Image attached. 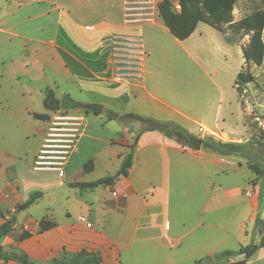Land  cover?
Returning <instances> with one entry per match:
<instances>
[{"label":"crops","instance_id":"crops-1","mask_svg":"<svg viewBox=\"0 0 264 264\" xmlns=\"http://www.w3.org/2000/svg\"><path fill=\"white\" fill-rule=\"evenodd\" d=\"M37 1L45 2V0ZM47 2L48 14L57 12L59 16L63 14L73 19L71 13H75L77 9L73 7L76 0H60L55 5L50 1ZM122 12L124 13L123 10ZM123 17L125 22H123V28L117 25L120 29L114 32L121 33L120 36L127 38L130 35L138 36L146 41L147 38H152L148 48L147 42L144 45L147 49H144L146 57L142 84H138L135 77L120 75L114 72V69L112 71L113 66L110 65L109 59L110 41H95L96 48L86 49V54L83 55L85 49L78 44L75 50L69 47L67 41H71L72 38L66 34L60 35L61 27L60 29L43 27L40 29L41 38L34 39L25 33L27 30H17L15 33V27L8 26L3 20L0 22V36L10 32L16 43H5L3 46V40L0 38V79L17 82L25 78L31 83H38L44 80L46 72L50 71L54 75L78 84L89 82L92 87L101 86L106 89L104 92L107 93L108 96L105 95L108 99L85 104L87 107L98 104L104 108L114 103L111 113L114 115L117 113L120 116L128 113L125 110L128 99L130 102L134 100L138 106L147 105L153 112L164 109L177 113L180 117L194 122L198 126V132H201L203 136L208 135L222 142L248 144L251 126L246 123H243V131L224 130L226 118L221 113V96L225 90L220 84V79L217 82L212 80L219 95L218 105L213 109L208 106L203 111H196V119L171 106L173 100L171 96L167 94L164 95L165 99L159 98L157 95H160V92L157 88L152 85L149 89L146 85L147 75L149 76L150 72L146 62L148 57L151 53H159L156 59L161 60L163 54L160 39L157 41L156 38L157 29L169 34L174 42L184 45L194 41L195 38L202 40L203 34L199 31L201 23L197 25L190 37L184 41H178L163 25L157 11L152 19L147 20L125 21V13ZM75 26L81 28L77 24ZM146 26L154 32V35L150 32L147 35V28H141ZM65 29L64 32H67V28ZM94 36L97 39L101 37L99 34ZM73 39L76 41V38ZM223 41L228 47H239L238 51L242 55L240 45L227 42L224 36ZM89 55H91L90 58ZM162 58L167 63L181 60L177 56L164 55ZM238 72L235 71L232 77L236 78ZM234 82L235 79L233 88L236 90ZM200 89L201 96H204L205 91L202 87ZM43 93L45 97L46 92ZM196 95L197 93L194 97ZM43 100L44 98L41 100V106L45 109ZM251 107L249 105L248 108L242 109L243 116L244 111L247 110L249 113L248 110ZM25 111L27 115H44V113L31 111L29 108H25ZM134 114L142 115L138 111ZM148 115L158 120L154 114ZM118 116L116 119L111 118L110 123L106 124V128L112 135L108 143L114 149L116 148L112 154V159L117 163L113 176L119 170L124 155L135 144L128 174L115 178L110 185H100L92 189L77 185L95 182L105 176L91 181L68 182L70 188H67V192L71 194L65 197V218L59 222L51 215L53 212L51 207L56 199V193L61 192V189L57 191L47 188V193L36 192L39 196L34 204L20 212H15V209L30 197L33 189L28 187L27 182L32 184L35 178L42 176L39 173L54 171L63 175L64 169L72 156L76 154L78 145L85 136L87 123H49L48 119L42 121L36 119L34 123H29L32 127L28 128L27 134L22 138L25 140L33 138L36 141V151L32 154L31 162L26 163L31 167L25 170L21 169L23 164L17 161V152L8 147L4 148L0 142V212L5 215L4 218L0 217V226L11 215H14L15 219L12 231L0 241L3 251L6 252L9 248L8 254H13L14 258H10L11 261L7 262L0 261V264H19L15 260L16 257H25L28 264H57L63 262L65 254L71 255L82 250L98 253L101 259L99 264H206L204 260L207 257L213 258L220 252V245L224 241L220 236L215 237V245L211 248L208 244L211 240L210 230L218 234H228L230 229H234L239 238L244 240L247 236V225L254 223L259 203H263L264 196H261L260 189L261 185H264V180L259 179L258 184L251 183L250 181L257 178L256 175L245 163H240L239 160H237L238 163L229 161L234 159L233 156H219L202 148L193 150L188 144L183 145L176 138L165 136L162 133L163 129L142 131L143 126H140L139 131L134 132L129 130L127 125L118 123ZM177 126L187 132L183 134H194V131L183 124ZM60 141L68 143L63 168L60 171L52 168L36 169V157L43 151H58ZM98 162V159L93 157L92 170L90 172L83 170V174H92L97 169ZM242 164L251 173L247 179V185L250 188L242 184L225 187L211 182L212 173L227 175V168L239 169ZM48 194H52L50 196L52 204L40 208L41 200ZM72 212L78 215L77 218L85 216L92 227L86 228L80 224L77 218H73ZM43 218L53 222L55 226L46 232L38 233V223ZM260 219L264 220V206ZM24 231L31 236L19 240ZM196 231L198 235L195 238L206 241L205 246H195L196 239L190 235ZM240 247L244 246L240 245ZM258 253L260 261H263L264 248H259L253 256ZM240 256L242 258L231 256L229 262L244 258ZM253 256L247 260L246 264Z\"/></svg>","mask_w":264,"mask_h":264},{"label":"rangeland","instance_id":"rangeland-1","mask_svg":"<svg viewBox=\"0 0 264 264\" xmlns=\"http://www.w3.org/2000/svg\"><path fill=\"white\" fill-rule=\"evenodd\" d=\"M47 1L52 2L54 5L57 4L58 1L60 2V0H45V2L37 0H0V22L3 20L8 26L15 27V33H17V30H27L25 33L32 36L34 39L41 38L40 29L43 27H58V29L61 27L62 32L60 35L66 34L72 38L71 41H67L69 47L75 50L78 44L79 47L85 49L82 53L83 55L86 54V49H90L91 47L96 48L97 42L95 41H110L109 59L110 65L113 66L112 71L114 69L112 56V43L114 38L110 36L117 35L118 37H124L119 35L121 33L114 32L120 29L117 25L122 27L124 22L123 14L125 13V21L133 19H152L154 15H156L157 4L160 2V0H76L73 7L77 9H75V11L73 10L75 13H71L73 16V19H71L69 16L63 14L59 16L57 12L48 14L47 10L49 4ZM170 1L173 4V9L178 11L177 0ZM254 12L260 14L257 24L262 29V41L264 44V0H237L232 12V19L233 22H235ZM76 24L81 26V28H76ZM65 28H67V32H64ZM141 28H147V35L149 32L154 35V32L148 29L149 27L146 26L145 28ZM199 31L203 34L202 40L195 38L196 41L194 40L188 44L182 45L174 42L169 34L157 29L156 38L157 41L160 39L159 42L162 44V53L167 56L180 57L181 60L167 63L165 59L162 58L164 57L163 54L161 55V60H159L156 59L159 53H151L146 61L148 71L151 72H149V76L147 75L148 80L146 81V85L149 89L152 85L157 88L160 92V95H157L159 98L165 99L164 95L167 94L171 96L173 99L171 101V106L184 112L191 118L196 119V111H203V109L208 108V106H211L213 109L218 105L219 95L212 80L217 82L220 79V84L225 90L221 96V113L226 118L224 130L233 129L235 131H243V123L249 126L252 124V119L249 115L251 110L253 109V111L259 113L264 103V56L262 64L259 67L249 63L246 68L242 55L238 51L239 47L226 46L223 41V36L227 42L236 43L243 49L249 42L248 35H244L242 31L233 32L226 25L222 26V32H218L204 23L199 25ZM98 34L101 37L97 39L94 35ZM0 38L3 40V46L5 43H16L14 36H11L10 32L1 35ZM73 38H76V41ZM129 38L140 39L135 35H130ZM151 39L152 38L149 37L147 41L140 40L143 46L146 45L147 42L146 47L148 48V44L152 42ZM147 48L144 46V49ZM122 53L129 55L128 52ZM90 56L91 55L88 57L90 58ZM242 67L245 68H243L245 71L253 75L254 81L247 84L245 87L235 85V90L233 88L235 76H232L235 71H241ZM143 74L141 79L144 76ZM141 79L137 78L138 84H142ZM80 83L82 85L74 81L66 80L61 76L54 75V73L50 71H47L44 80L38 83H31L25 78L17 82L0 79V142L3 144L4 148L8 147L17 152V161L23 164L21 169L25 170V168L28 169L31 167L30 164L26 165V163L31 162L32 154L36 151V141H34L33 138L28 140L22 138L27 134L28 128L30 129L32 127V124L29 125V123H34V121H36L32 115L29 114L30 117L27 115L25 108H29L31 111L44 113V115H49V123H87L85 136L78 145L76 154L72 156L69 164L64 169L63 175H59L54 171L48 173L43 172L39 173L42 176H39L40 178H35L32 184L29 183V181L27 182L28 187L33 189L30 194L36 192L47 193V188L57 191L61 189V192L56 193V199L51 207V210H53L51 215L58 222L65 218V197L71 194L67 192V188H70L68 182L72 180L91 181L101 176H113L117 164L112 159V154L116 148L114 149V147L109 145L108 140H110L112 135L110 130L106 128V124L111 121L109 112L111 113V111H113L114 103L104 106L102 112L97 114L89 111L85 104L108 99V97H106L107 93L104 92L106 89L101 86L92 87L89 82ZM201 87L205 91L204 96H201ZM47 89L53 92V97L50 99L52 111L45 110L41 106V100L44 98L43 92H46ZM195 93H197L196 97H194ZM66 96L72 99L73 102L79 104L80 108L63 109L60 103ZM165 101H167V99ZM248 104L252 107L248 110L249 113H247V110L244 111L243 116V110L244 108H248ZM125 110L128 113H135L138 111L142 114L139 116L142 117H148L151 116L148 114H154L158 118L157 121H159V123H167L168 120H172L170 123H173V125L183 124L194 131V134H190V136L197 140H202L204 137L208 136H203L201 132H198V126L194 122L184 119L170 110L159 109L157 112H153L149 110V106H138L134 100L130 102L129 99L125 103ZM115 114L118 116L117 113ZM125 123L127 128L134 132H138L140 126L144 128V125L138 121L128 120ZM169 129H173V127ZM178 140L183 145H187L183 137L178 138ZM247 143L250 146L246 152L233 156L234 159H230L229 161L238 163L237 160H239L240 163H245L249 169L252 165L264 167V145L256 142L250 143L249 141ZM244 155L247 156V158H245ZM93 157H96L99 161L97 169L90 175L83 174L84 165L89 161L92 162ZM213 169L212 167L211 170L213 171ZM226 172L227 175H222V173L213 175L212 173L211 182L214 185L221 184L225 187L234 184H242L248 187L247 179L251 176V173L243 164L239 169L230 170L227 168ZM259 181V178H255L250 182L259 183ZM47 184L49 185L48 187ZM260 190L261 196L263 197V184ZM51 195L52 194L45 195V198L40 202V208L52 204V202L50 203ZM263 206L264 200L263 203H259V210L256 213V217H260ZM71 215L73 218H77L78 216L75 212H72ZM210 233L211 240L208 244H210L209 246H211V248L215 245V237L220 236L223 238L221 240L224 241L220 245V252L216 253L211 260H209L210 257L206 258L208 259V264H224L225 260L217 258V255L224 251L236 252L240 245L247 246L249 244H257L264 248V220L262 219L257 229L254 223L247 225V236L244 237V240L239 238L234 232V229H230L228 234H218L214 230H210ZM197 235L198 231L192 233L190 237L195 238ZM205 245L206 241L195 240L196 247ZM9 251L8 248L6 253H9ZM234 258L242 257L234 255ZM8 261H11V259ZM248 264H264V260L260 261V254L258 253L253 256Z\"/></svg>","mask_w":264,"mask_h":264},{"label":"trees","instance_id":"trees-1","mask_svg":"<svg viewBox=\"0 0 264 264\" xmlns=\"http://www.w3.org/2000/svg\"><path fill=\"white\" fill-rule=\"evenodd\" d=\"M237 0H177L178 11L173 9V4L170 0H160L157 4L158 16L161 19L163 25L168 29L169 33L178 41H184L194 32L199 23H204L215 29L218 32H222V26H228L233 32L242 31L244 35L249 36V42L246 47L242 49V57L244 64L247 68L249 63L255 66L262 64L264 56V44L262 41V29L257 24V20L260 17L258 12H254L251 15L245 16L240 20L233 22L232 12ZM242 67L236 75L234 85L245 87L247 84L254 81V77L251 73L245 71ZM53 97L51 90L46 91L43 100V106L46 110H53L50 105V99ZM61 107L67 109H78L79 104L73 102L68 96L60 103ZM86 107V106H84ZM97 114V113H95ZM35 119L47 120L48 115L32 114ZM118 122L120 124H126L128 120L138 121L144 125L142 131H161L170 138L178 137L177 133H185L177 125L173 123H159L158 121L150 117H142L134 113H126L118 116ZM173 127V129H169ZM202 143L201 148L205 151L217 154L219 156H235L246 152L249 144L234 143V142H222L211 136L204 137L200 140ZM135 145V144H134ZM130 147V151L122 158L119 170L115 176H108L101 178L95 182L80 183L77 186L81 188H95L100 185H110L114 182L116 177L126 176L131 168L133 158V148ZM245 158L247 156L244 155ZM93 168L91 161L84 165V171L90 172ZM250 169L256 175L257 178L264 180V167L259 165H252ZM39 196V193H33L30 195L23 204L18 205L15 212H20L28 208L35 199ZM4 214L0 212V217L4 218ZM14 215H11L0 226V241L1 239L12 231L14 224ZM261 223L260 217H255L254 226L257 229ZM38 233L46 232L52 229L55 224L45 218L39 221ZM30 233L24 231L19 237V240H24L30 237ZM261 248L257 244H249L244 247H240L236 252L224 251L217 255V258L225 260L224 264H246L247 260L252 257L257 250ZM234 255H242L244 258L240 261L229 262V258ZM10 259L9 254L4 252L0 246V261L7 262ZM16 262L19 264H28V260L25 257H16ZM101 261L98 253H88L84 250L79 253L64 255L63 262L57 264H99Z\"/></svg>","mask_w":264,"mask_h":264},{"label":"built area","instance_id":"built-area-1","mask_svg":"<svg viewBox=\"0 0 264 264\" xmlns=\"http://www.w3.org/2000/svg\"><path fill=\"white\" fill-rule=\"evenodd\" d=\"M178 7V6H177ZM112 56L115 72L118 74L128 75L141 79L143 74V65L146 57L142 41L136 38L116 37L112 43ZM122 52H128L125 55ZM252 119L251 135L248 141L250 143H259L264 145V103L261 106L259 113L250 112ZM61 144L57 147L58 151H43L36 157L35 168H52L60 171L64 166V161L67 156L68 143L60 141ZM78 222L86 228H91L92 224L85 216H79Z\"/></svg>","mask_w":264,"mask_h":264},{"label":"water","instance_id":"water-1","mask_svg":"<svg viewBox=\"0 0 264 264\" xmlns=\"http://www.w3.org/2000/svg\"><path fill=\"white\" fill-rule=\"evenodd\" d=\"M56 103H58V102L56 101ZM88 110L93 112V113H100V112H102L103 107H102V105L92 104V105L88 106ZM109 115H110V117L112 119H116L117 118L116 115H114V114H112L110 112H109ZM175 135L178 138L183 136L181 133H177V132H175ZM184 137L186 138V142H187V144L189 145L190 148H192L193 150H200L201 149L202 143H201L200 140L194 139L189 134H184ZM116 179H117V177H116ZM9 257L10 258H14V255L13 254H9ZM207 260L208 259H205V261H204L206 264H208ZM209 260H211V257L209 258Z\"/></svg>","mask_w":264,"mask_h":264},{"label":"flooded vegetation","instance_id":"flooded-vegetation-1","mask_svg":"<svg viewBox=\"0 0 264 264\" xmlns=\"http://www.w3.org/2000/svg\"><path fill=\"white\" fill-rule=\"evenodd\" d=\"M54 101L56 102V100H54ZM181 134L183 135L182 137L186 140V138L184 137V134L183 133H181Z\"/></svg>","mask_w":264,"mask_h":264}]
</instances>
